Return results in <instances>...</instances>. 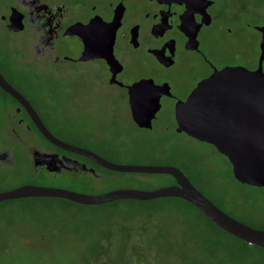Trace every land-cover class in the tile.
<instances>
[{
    "label": "flooded vegetation",
    "instance_id": "1",
    "mask_svg": "<svg viewBox=\"0 0 264 264\" xmlns=\"http://www.w3.org/2000/svg\"><path fill=\"white\" fill-rule=\"evenodd\" d=\"M224 66L260 67L264 73V0H0V75L22 97L0 86V163L18 164L20 152L32 172H88L66 163L75 159L99 177L103 167L95 161L40 133L24 99L52 135L88 149L87 139L61 136L46 118L90 113L100 119L105 106L114 105L123 93L134 125L149 129L168 102L175 130V102ZM35 71L38 78L26 83L52 87L54 100L40 94L33 98L22 88L21 79ZM136 81L144 84L136 95L159 94L146 127L137 125L129 110L127 86ZM150 81L161 86L153 88ZM41 153L50 154L48 166L56 171L47 170L43 161L34 163ZM172 165L191 178L180 164Z\"/></svg>",
    "mask_w": 264,
    "mask_h": 264
},
{
    "label": "rangeland",
    "instance_id": "2",
    "mask_svg": "<svg viewBox=\"0 0 264 264\" xmlns=\"http://www.w3.org/2000/svg\"><path fill=\"white\" fill-rule=\"evenodd\" d=\"M10 56L12 62L14 54ZM38 72L23 77L22 88L33 98L40 94L48 101L54 100L52 87L26 83L38 78ZM48 75L54 79L51 72ZM122 95L114 105L105 106L100 119L90 113L82 117L58 113L47 117L46 122L58 128L63 137L87 139L91 144L88 149L116 163L180 164L193 184L223 211L264 228V186L236 181L228 160L212 145L175 131L168 102L161 105L147 129L131 121ZM16 155L18 164L0 163V191L28 183L99 193L116 188L150 190L174 182L165 173L104 168L99 170V177L78 170H62L55 175L32 172L26 154ZM194 210L174 197L117 199L98 204L47 196L3 199L0 264H264L260 246L244 244L225 234H220L218 244L213 245L195 235L203 228V223L200 226L195 219L203 218ZM142 214L153 220L150 226L167 231L163 240L147 236L136 241L131 236Z\"/></svg>",
    "mask_w": 264,
    "mask_h": 264
},
{
    "label": "water",
    "instance_id": "3",
    "mask_svg": "<svg viewBox=\"0 0 264 264\" xmlns=\"http://www.w3.org/2000/svg\"><path fill=\"white\" fill-rule=\"evenodd\" d=\"M153 88L160 87L150 81ZM0 86L12 95H21L0 75ZM144 86L136 81L127 86L128 105L133 121L139 126H148L158 108V92L143 97L136 95ZM22 103L40 133L51 143L85 155L101 167L118 172L165 173L173 177L171 184L150 190L116 188L99 193H85L64 187L20 184L0 191V200L21 197H59L79 204H98L117 199L149 200L160 197H178L195 206L206 218L222 230L240 238L247 244L264 248V228L254 227L229 215L204 195L181 171L172 164H120L100 154L67 143L52 135L36 115L27 100ZM175 130L210 143L230 164L232 177L241 183L264 186V73L257 69L242 70L237 66L214 69L200 79L184 100L173 107ZM44 157V158H42ZM34 163L49 167L50 154L41 153ZM66 163L79 170L93 172L92 167L75 159ZM56 167V166H55ZM58 169V168H57Z\"/></svg>",
    "mask_w": 264,
    "mask_h": 264
},
{
    "label": "trees",
    "instance_id": "4",
    "mask_svg": "<svg viewBox=\"0 0 264 264\" xmlns=\"http://www.w3.org/2000/svg\"><path fill=\"white\" fill-rule=\"evenodd\" d=\"M118 172V171H117ZM192 182V179H189ZM193 183V182H192ZM197 187V186H196ZM198 188V187H197ZM199 189V188H198ZM182 202L187 203L188 205L194 207L196 210H194L196 212L197 215L201 216L203 219H195V222L199 223L198 225L201 226V224L203 225V228H201L200 234L199 233H194L195 235H198L200 237H203L205 239H208L210 242H208L209 244H218L219 242V238L221 237L220 234H225L228 235L234 239H237L241 242H243L245 244V241L241 240L240 238H237L236 236L222 230L221 228H219L218 226H216L214 223H212L208 218H206L195 206H193L191 203L178 198V197H174ZM209 198V197H208ZM210 199V198H209ZM211 200V199H210ZM213 202V200H211ZM186 212L189 214V212L186 210ZM138 222V226L137 228L132 232L133 237H135L136 241H142V239L146 238L147 236L150 237L152 236V238L154 237L156 240H163L164 239V235L166 236L167 231H165L164 229H160V227H152L150 226L153 223V220L149 217V215H143L140 216L137 220ZM192 233V232H191ZM181 235H184V232L181 233Z\"/></svg>",
    "mask_w": 264,
    "mask_h": 264
}]
</instances>
